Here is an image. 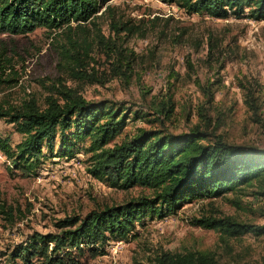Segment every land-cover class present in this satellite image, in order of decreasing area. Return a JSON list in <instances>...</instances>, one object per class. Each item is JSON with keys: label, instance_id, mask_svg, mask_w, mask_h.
<instances>
[{"label": "rangeland", "instance_id": "rangeland-1", "mask_svg": "<svg viewBox=\"0 0 264 264\" xmlns=\"http://www.w3.org/2000/svg\"><path fill=\"white\" fill-rule=\"evenodd\" d=\"M107 4L109 11L95 24H86L85 38L95 46L94 60L79 69L87 74L84 77L72 73L60 58L58 52L66 38L59 30L0 34V49L10 58V66L0 70V102L6 106L35 99L44 107L45 97L65 85L88 100L110 99L148 112L145 118L130 117L116 141L139 127L187 131L205 114L216 134L226 141L264 148V20L187 14L159 0H109ZM117 23L133 30H117L113 27ZM98 30L108 45L135 52L130 78L115 74L112 59L97 42ZM75 37L81 40L83 32ZM243 87L258 96L261 123L244 103ZM208 91L212 92L209 102ZM168 98L174 107L172 117L163 123L154 121L153 100ZM0 135L9 136L12 145L23 136L5 119H0ZM85 158L82 152L71 159L48 157L34 175L21 176L7 169L9 162L0 153V264H6L8 248L34 231L55 230L58 219L151 192L138 186L128 190L107 187L86 173ZM263 208L264 197L256 195L254 187L194 199L175 216L145 220L135 235L110 242L106 254L88 259L86 264H140L163 250L203 252L215 264H263L264 235L226 236L192 224L201 212H214L261 225Z\"/></svg>", "mask_w": 264, "mask_h": 264}, {"label": "trees", "instance_id": "trees-1", "mask_svg": "<svg viewBox=\"0 0 264 264\" xmlns=\"http://www.w3.org/2000/svg\"><path fill=\"white\" fill-rule=\"evenodd\" d=\"M108 1L0 0V34L25 35L37 28L59 30L66 38L58 52L60 58L72 73L76 71L84 77L87 74L79 69L94 60L95 46V42L85 38L86 24H95L110 10ZM159 1L174 4L187 14L264 20V0ZM113 27L125 32L133 30L125 23ZM78 32H83L81 40L75 37ZM96 38L104 45L106 57L112 59L115 74L130 78L135 52L114 43L108 45L100 31ZM9 66L10 58L1 48L0 70ZM243 88L244 103L255 121L261 123L258 96L250 88ZM55 93L45 97L44 107L35 99L6 106L0 102V119L23 135L14 145L9 136L0 135V153L10 165L7 169L30 176L45 158L71 159L82 152L86 156V173L91 178L111 188L128 190L138 186L151 192L117 205L91 209L84 215L71 214L58 219L55 230L34 231L8 248L4 254L6 264H86L88 259L106 254L110 242L125 241L135 235L136 228L145 220L175 216L194 199L222 197L249 187L264 197V148L226 141L216 134L205 114H200L199 124L187 131L173 133L139 127L134 134H125L116 141L131 118H145L148 112L110 99L88 100L65 85ZM205 93L208 102L211 101L212 92ZM152 107L157 115L154 121L163 123L172 117L174 107L170 98L153 100ZM260 213L264 215V208ZM192 224L226 236L264 235V223L241 222L214 212H201L193 217ZM140 264H215V261L203 252L163 250Z\"/></svg>", "mask_w": 264, "mask_h": 264}]
</instances>
